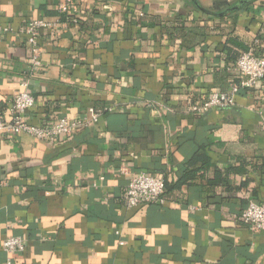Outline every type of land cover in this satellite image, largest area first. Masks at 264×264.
I'll list each match as a JSON object with an SVG mask.
<instances>
[{
	"label": "crops",
	"instance_id": "0c3cea01",
	"mask_svg": "<svg viewBox=\"0 0 264 264\" xmlns=\"http://www.w3.org/2000/svg\"><path fill=\"white\" fill-rule=\"evenodd\" d=\"M64 1L0 0V115L29 78V125L102 116L54 143L0 138V264L7 237L25 244L12 264H264V236L239 218L249 200L264 204V81L234 107L185 114L238 84L235 61L264 42V0L229 14L241 0H74L76 23L59 15ZM35 20L49 26L29 77L20 31ZM201 148L230 187L174 188ZM141 173L164 181V202L128 209Z\"/></svg>",
	"mask_w": 264,
	"mask_h": 264
},
{
	"label": "built area",
	"instance_id": "2783aa9c",
	"mask_svg": "<svg viewBox=\"0 0 264 264\" xmlns=\"http://www.w3.org/2000/svg\"><path fill=\"white\" fill-rule=\"evenodd\" d=\"M57 11L59 15L76 23L75 16L78 7L74 0H65L58 5ZM48 26L42 20L29 21L20 31L21 34L25 35L28 45L27 67L29 77L41 68L38 35L41 29ZM7 32L8 29L0 27V34ZM233 71L239 77L238 84L232 85L229 92H214L204 102L188 105L185 114L202 116L212 110H225L234 107L236 105L235 98L240 91L251 89L257 82L264 81V44L259 38L254 39L253 46L249 51L239 55L233 65ZM29 81V78H24L20 82V90L9 103L7 112L4 116L0 115V138L11 139L18 135H27L37 141L54 143L60 137H72L74 134L99 124L102 114L93 108H89L73 120H69L67 117H59L50 125H29L25 120V115L34 107L35 103L34 97L28 91ZM148 108L157 111L156 105H148ZM169 111L171 112L170 109ZM107 112H112V110L109 109ZM262 130L264 132V126H262ZM119 173L123 174L124 169H120ZM164 187V181L155 176L146 173L133 176L124 193L126 207L133 209L141 205L163 204ZM239 218L243 226L264 236V204L249 200ZM24 249L25 244L21 238L7 237L4 239L1 250L8 257L5 264H12L11 255L22 253Z\"/></svg>",
	"mask_w": 264,
	"mask_h": 264
},
{
	"label": "trees",
	"instance_id": "16d2710c",
	"mask_svg": "<svg viewBox=\"0 0 264 264\" xmlns=\"http://www.w3.org/2000/svg\"><path fill=\"white\" fill-rule=\"evenodd\" d=\"M254 1L256 0H252L251 2ZM196 6L199 10L203 11L204 13H208L207 11L203 10L199 5ZM261 43L264 44L263 40H261ZM107 113L108 112L104 113V116L107 115ZM213 166L214 165L211 164L210 157L206 153V149L205 148L198 149L187 162L186 170L183 173V175L180 177V179L177 181V183L174 184V188L179 187L181 184H190L197 179L203 181L208 187H216V186H224L226 188L230 187L227 183L228 182L227 179L223 177L224 173L230 172V170H223V169L221 170L215 166L213 168ZM211 168L214 170V175L212 179L208 178L207 176ZM247 186H248V182L242 184V188L243 187L246 188ZM238 190H240V188Z\"/></svg>",
	"mask_w": 264,
	"mask_h": 264
},
{
	"label": "water",
	"instance_id": "95a60500",
	"mask_svg": "<svg viewBox=\"0 0 264 264\" xmlns=\"http://www.w3.org/2000/svg\"><path fill=\"white\" fill-rule=\"evenodd\" d=\"M252 0H241L238 3H236L234 6L232 7H228V9L226 10V14L238 11L239 9H241L242 7L246 6L247 4H249Z\"/></svg>",
	"mask_w": 264,
	"mask_h": 264
}]
</instances>
